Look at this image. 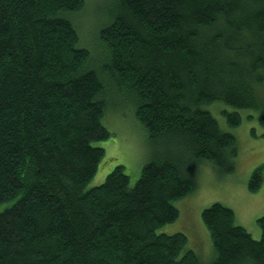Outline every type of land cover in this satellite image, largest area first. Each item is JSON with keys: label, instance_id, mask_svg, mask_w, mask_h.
Here are the masks:
<instances>
[{"label": "trees", "instance_id": "16d2710c", "mask_svg": "<svg viewBox=\"0 0 264 264\" xmlns=\"http://www.w3.org/2000/svg\"><path fill=\"white\" fill-rule=\"evenodd\" d=\"M84 4L0 0V203L11 201L0 209V264H264V215L254 238L229 206L203 208L207 263L184 233L160 230L195 188L197 162L233 168L236 138L211 102L255 109L264 127V0H114L95 60L74 24ZM109 86L129 91L163 142L135 182L118 164L89 186L104 156L96 142L110 136Z\"/></svg>", "mask_w": 264, "mask_h": 264}, {"label": "rangeland", "instance_id": "374dc122", "mask_svg": "<svg viewBox=\"0 0 264 264\" xmlns=\"http://www.w3.org/2000/svg\"><path fill=\"white\" fill-rule=\"evenodd\" d=\"M112 4L114 0H85L84 8L74 16L80 43L89 49L94 60L103 55L96 37L109 22L108 12ZM110 87L107 88L109 95L103 118L110 136L96 142L104 148V156L89 186L103 182L118 164L123 165L131 183L135 182L144 164L152 159L157 142H163L153 141L136 118L134 100L129 91ZM206 108L218 119L222 128L232 131L236 138L233 168L224 170L208 160L197 162L194 168L195 188L174 200L178 217L160 229L167 233H184L187 236V247L192 248L204 263L212 259L214 250L209 231L201 217L203 208L216 201L229 206L234 211L236 223L242 225L254 238L261 235L257 219L264 215V127L258 120V111L252 108L238 109L222 101H213ZM223 110H236L240 114V122L233 126L227 125ZM178 151L183 152L181 149ZM258 167H261L262 180L252 190L249 188V179ZM10 202L0 203V209Z\"/></svg>", "mask_w": 264, "mask_h": 264}, {"label": "bare ground", "instance_id": "6f19581e", "mask_svg": "<svg viewBox=\"0 0 264 264\" xmlns=\"http://www.w3.org/2000/svg\"><path fill=\"white\" fill-rule=\"evenodd\" d=\"M100 150V149H99Z\"/></svg>", "mask_w": 264, "mask_h": 264}]
</instances>
